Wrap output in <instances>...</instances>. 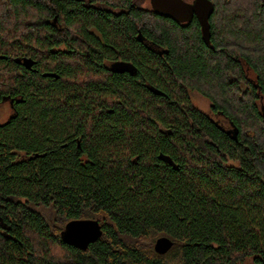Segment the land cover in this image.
I'll return each mask as SVG.
<instances>
[{
	"label": "trees",
	"instance_id": "trees-1",
	"mask_svg": "<svg viewBox=\"0 0 264 264\" xmlns=\"http://www.w3.org/2000/svg\"><path fill=\"white\" fill-rule=\"evenodd\" d=\"M210 1L206 45L144 0H0V264H264V2Z\"/></svg>",
	"mask_w": 264,
	"mask_h": 264
},
{
	"label": "water",
	"instance_id": "water-1",
	"mask_svg": "<svg viewBox=\"0 0 264 264\" xmlns=\"http://www.w3.org/2000/svg\"><path fill=\"white\" fill-rule=\"evenodd\" d=\"M264 2V0H263ZM151 9L155 13L163 16H168L176 22L186 21L188 18L195 14L198 19V23L201 27V36L204 39L205 44L210 43V24L209 18L213 14V4L210 0H192L188 2L186 0H150ZM0 58H3L0 56ZM22 64L24 67L30 69L34 64L30 58H23ZM115 72H128L133 71V65L128 62L115 61L110 66ZM46 76H55V74L47 73ZM261 111L264 112V105L261 106ZM158 158L164 162L176 168V164L173 159L168 156L159 154ZM102 233V228L98 220L94 219H77L71 220L66 223L63 229V239L66 243L73 247L85 249L88 245L96 240ZM173 245L171 238L162 235L156 238L153 246V250L163 255Z\"/></svg>",
	"mask_w": 264,
	"mask_h": 264
},
{
	"label": "rangeland",
	"instance_id": "rangeland-1",
	"mask_svg": "<svg viewBox=\"0 0 264 264\" xmlns=\"http://www.w3.org/2000/svg\"><path fill=\"white\" fill-rule=\"evenodd\" d=\"M143 6L149 7L150 6V0H144ZM191 98H192L193 105L197 106L200 110H202L206 113H209V111H210L209 101L200 92H198V91L192 92ZM261 102H262L261 105H264V96L262 97ZM6 113H7V104L1 103L0 104V122L4 120ZM245 264H254V263L249 260Z\"/></svg>",
	"mask_w": 264,
	"mask_h": 264
},
{
	"label": "flooded vegetation",
	"instance_id": "flooded-vegetation-1",
	"mask_svg": "<svg viewBox=\"0 0 264 264\" xmlns=\"http://www.w3.org/2000/svg\"><path fill=\"white\" fill-rule=\"evenodd\" d=\"M110 66H111V64H110ZM110 66L109 67L106 66V68L110 69L111 68ZM111 70L113 71L112 68H111ZM128 72L132 73L133 71H128ZM3 103L7 104V113L5 114L6 116H5L4 120L1 121L0 124L6 122V120L11 116V114L14 111V105H13L14 102H13V100H10V99L7 98ZM76 144H77V146H79V141H77Z\"/></svg>",
	"mask_w": 264,
	"mask_h": 264
}]
</instances>
